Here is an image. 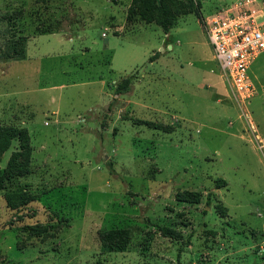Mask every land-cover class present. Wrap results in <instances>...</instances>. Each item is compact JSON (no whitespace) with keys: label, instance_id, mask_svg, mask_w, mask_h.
Returning <instances> with one entry per match:
<instances>
[{"label":"rangeland","instance_id":"rangeland-1","mask_svg":"<svg viewBox=\"0 0 264 264\" xmlns=\"http://www.w3.org/2000/svg\"><path fill=\"white\" fill-rule=\"evenodd\" d=\"M198 1L202 19L238 1L264 19V0ZM202 29L187 14L164 34L131 0H0V126L32 148L11 181L17 142L0 157V264L264 263V53L242 100ZM12 182L32 195L18 210ZM109 230L124 252L104 249Z\"/></svg>","mask_w":264,"mask_h":264},{"label":"trees","instance_id":"trees-1","mask_svg":"<svg viewBox=\"0 0 264 264\" xmlns=\"http://www.w3.org/2000/svg\"><path fill=\"white\" fill-rule=\"evenodd\" d=\"M113 2L116 0H112ZM131 5L136 11V16L145 24H155L167 34L171 28L175 26L177 18L187 14H194L200 20V2L198 0H131ZM10 30L20 34L16 19L8 18L5 20ZM45 34L51 33L49 30ZM13 37V36H12ZM20 37L17 38V40ZM11 43L8 50L13 54L10 59L20 61L25 59V41L15 39L9 41ZM156 58L152 56L149 60ZM131 77L122 79L116 86L114 93L116 95L126 94L130 90ZM13 141L17 142V149L11 153L8 161L9 175L7 180L11 181L15 176H19L20 172H26L29 166L32 148L30 145V136L26 128L16 126H0V157L10 148ZM225 185L222 179H216L215 187L220 188ZM3 198L6 205L11 210H18L32 201V195L24 187H20L14 182L11 187L3 193ZM216 211L223 215L227 209L221 204L215 206ZM43 230L36 229V233H41ZM161 232L166 235L169 232L165 228H161ZM121 230H109L102 233L105 241L108 242L104 249L109 252H124L126 248V236ZM264 264V263H263Z\"/></svg>","mask_w":264,"mask_h":264},{"label":"built area","instance_id":"built-area-1","mask_svg":"<svg viewBox=\"0 0 264 264\" xmlns=\"http://www.w3.org/2000/svg\"><path fill=\"white\" fill-rule=\"evenodd\" d=\"M250 3L238 1L201 19L202 30L223 80L242 100L254 93L248 70L264 53V19L258 12L242 8Z\"/></svg>","mask_w":264,"mask_h":264},{"label":"crops","instance_id":"crops-1","mask_svg":"<svg viewBox=\"0 0 264 264\" xmlns=\"http://www.w3.org/2000/svg\"><path fill=\"white\" fill-rule=\"evenodd\" d=\"M53 34H55V33H53ZM45 35H52V34H45ZM40 36V35H39ZM69 40H71V39H69ZM213 55V54H212ZM217 64V63H216ZM220 71V70H219ZM220 77L222 78V75H221V72H220ZM223 79V78H222Z\"/></svg>","mask_w":264,"mask_h":264}]
</instances>
